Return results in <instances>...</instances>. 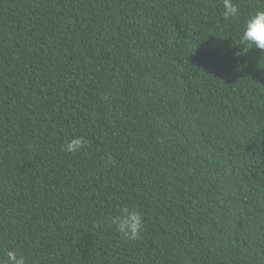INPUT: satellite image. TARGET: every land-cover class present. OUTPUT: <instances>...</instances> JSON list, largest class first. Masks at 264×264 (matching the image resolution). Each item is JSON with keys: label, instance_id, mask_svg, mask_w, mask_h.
<instances>
[{"label": "trees", "instance_id": "1", "mask_svg": "<svg viewBox=\"0 0 264 264\" xmlns=\"http://www.w3.org/2000/svg\"><path fill=\"white\" fill-rule=\"evenodd\" d=\"M223 3L0 0V261L264 264V0Z\"/></svg>", "mask_w": 264, "mask_h": 264}, {"label": "clouds", "instance_id": "2", "mask_svg": "<svg viewBox=\"0 0 264 264\" xmlns=\"http://www.w3.org/2000/svg\"><path fill=\"white\" fill-rule=\"evenodd\" d=\"M238 16L239 9L233 3V0H224L222 11L223 19L231 20ZM238 46L240 51L234 52V55L237 57L248 49L258 50L260 56L264 55V10L256 11L245 20ZM83 146V138L76 136L65 143L63 150L67 153H76ZM108 222L110 226H114L117 233L129 242L137 241L144 229L143 214L137 209L124 208L122 209L121 215L109 217ZM7 258L6 264H27V259L23 255H17V253L12 251L7 253ZM0 264H5V262L0 261Z\"/></svg>", "mask_w": 264, "mask_h": 264}]
</instances>
